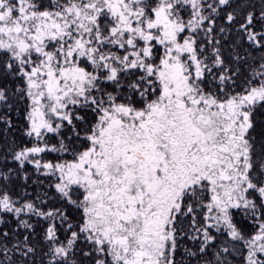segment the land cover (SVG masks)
Segmentation results:
<instances>
[{
	"label": "trees",
	"instance_id": "trees-1",
	"mask_svg": "<svg viewBox=\"0 0 264 264\" xmlns=\"http://www.w3.org/2000/svg\"><path fill=\"white\" fill-rule=\"evenodd\" d=\"M0 264H264V0H0Z\"/></svg>",
	"mask_w": 264,
	"mask_h": 264
},
{
	"label": "rangeland",
	"instance_id": "rangeland-1",
	"mask_svg": "<svg viewBox=\"0 0 264 264\" xmlns=\"http://www.w3.org/2000/svg\"><path fill=\"white\" fill-rule=\"evenodd\" d=\"M49 19V21L51 20V18L50 17H48ZM50 30H49V32H48V34H51L52 33V31H53V25L52 24H50ZM43 27V26H42ZM56 26H54V28H55ZM69 70H72V69H69ZM69 70H67V71H69ZM65 71L66 70H63V71H58L57 73H55V74H58L59 75V77H69L71 74H72V71H70L69 73H67V74H65ZM75 71H77V70H73V74H75L76 72ZM51 74L52 73H50V76H51ZM37 121H38V118L36 119L35 118V123H36V125H37ZM43 126L45 125V127H46V124H47V122L46 121H44L43 120V122L41 123ZM42 125H40V126H42ZM41 128V127H40ZM47 128V127H46ZM192 128H194V127H192ZM42 129V128H41ZM190 130H192V129H190ZM203 138H196V139H199V140H203L204 142H208V141H210L212 138V134L210 133V132H208V131H205V132H203Z\"/></svg>",
	"mask_w": 264,
	"mask_h": 264
}]
</instances>
